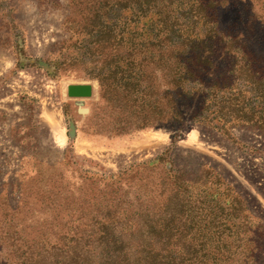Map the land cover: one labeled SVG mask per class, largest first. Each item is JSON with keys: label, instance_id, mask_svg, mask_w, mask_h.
I'll use <instances>...</instances> for the list:
<instances>
[{"label": "rangeland", "instance_id": "374dc122", "mask_svg": "<svg viewBox=\"0 0 264 264\" xmlns=\"http://www.w3.org/2000/svg\"><path fill=\"white\" fill-rule=\"evenodd\" d=\"M0 264H264V0H0Z\"/></svg>", "mask_w": 264, "mask_h": 264}, {"label": "water", "instance_id": "95a60500", "mask_svg": "<svg viewBox=\"0 0 264 264\" xmlns=\"http://www.w3.org/2000/svg\"><path fill=\"white\" fill-rule=\"evenodd\" d=\"M67 94L68 97L72 99L91 98L93 95V88L89 84L69 85L67 89Z\"/></svg>", "mask_w": 264, "mask_h": 264}, {"label": "bare ground", "instance_id": "6f19581e", "mask_svg": "<svg viewBox=\"0 0 264 264\" xmlns=\"http://www.w3.org/2000/svg\"><path fill=\"white\" fill-rule=\"evenodd\" d=\"M62 136V135H61ZM64 141V140H63Z\"/></svg>", "mask_w": 264, "mask_h": 264}]
</instances>
